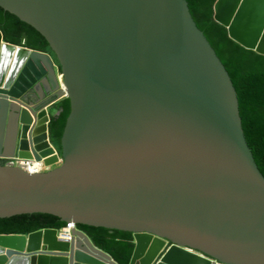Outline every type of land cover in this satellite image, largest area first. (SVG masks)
<instances>
[{"label": "water", "instance_id": "1", "mask_svg": "<svg viewBox=\"0 0 264 264\" xmlns=\"http://www.w3.org/2000/svg\"><path fill=\"white\" fill-rule=\"evenodd\" d=\"M43 51L0 29V218L45 213L133 233L129 264H264V174L236 87L187 0H0ZM214 19L264 54V0ZM70 114L59 150L50 124ZM0 264H119L78 227L0 234Z\"/></svg>", "mask_w": 264, "mask_h": 264}, {"label": "trees", "instance_id": "2", "mask_svg": "<svg viewBox=\"0 0 264 264\" xmlns=\"http://www.w3.org/2000/svg\"><path fill=\"white\" fill-rule=\"evenodd\" d=\"M192 16L203 30L218 56L229 71L236 87L240 113L247 141L259 168L264 174V54L246 48L232 39L228 29L214 19L216 0H187ZM0 29L4 39L43 51L51 50L44 35L19 16L0 6ZM50 124L53 144L60 150L61 138L70 114L68 99L60 101ZM0 164H4L0 160ZM67 225L60 217L45 214H24L0 218V234H29L42 229H62ZM93 244L110 254L119 264H129L135 242L133 233L80 224Z\"/></svg>", "mask_w": 264, "mask_h": 264}, {"label": "built area", "instance_id": "3", "mask_svg": "<svg viewBox=\"0 0 264 264\" xmlns=\"http://www.w3.org/2000/svg\"><path fill=\"white\" fill-rule=\"evenodd\" d=\"M4 164H10L16 167L23 169L24 171L36 174L48 171L51 167L46 166L44 161H36L35 159H8L2 160ZM77 226L74 223H68L64 228L61 229L65 233V235L70 238L71 237V230L76 228Z\"/></svg>", "mask_w": 264, "mask_h": 264}, {"label": "crops", "instance_id": "4", "mask_svg": "<svg viewBox=\"0 0 264 264\" xmlns=\"http://www.w3.org/2000/svg\"><path fill=\"white\" fill-rule=\"evenodd\" d=\"M57 112H58L57 110L54 112V116H55V114H57Z\"/></svg>", "mask_w": 264, "mask_h": 264}]
</instances>
